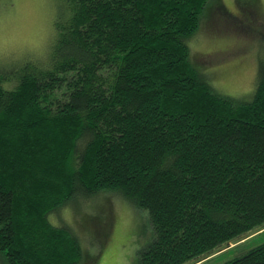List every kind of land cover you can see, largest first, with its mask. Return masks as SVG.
<instances>
[{
	"label": "trees",
	"instance_id": "trees-1",
	"mask_svg": "<svg viewBox=\"0 0 264 264\" xmlns=\"http://www.w3.org/2000/svg\"><path fill=\"white\" fill-rule=\"evenodd\" d=\"M241 5L256 10L257 0ZM223 8L61 0L50 55L0 68L6 264H96L49 214L99 192L147 213L139 264H205L264 233V65L252 98L236 99L209 85L189 48ZM222 264H264V243Z\"/></svg>",
	"mask_w": 264,
	"mask_h": 264
},
{
	"label": "rangeland",
	"instance_id": "rangeland-1",
	"mask_svg": "<svg viewBox=\"0 0 264 264\" xmlns=\"http://www.w3.org/2000/svg\"><path fill=\"white\" fill-rule=\"evenodd\" d=\"M219 1L223 15L220 11V17L202 19L199 32L190 39L191 56L217 92L250 100L264 65V0H257L256 10H243L241 4L248 0ZM60 5L61 0H0V68L19 69L50 55ZM95 217L105 228L103 236L98 235L99 223L92 229L84 224ZM49 220L67 224L89 253L99 254L96 264H139L140 253L152 240L147 213L111 192L80 197L49 214ZM255 235L229 243L224 251L233 249L205 264L225 263L264 243V233L252 239ZM0 264H6L1 256Z\"/></svg>",
	"mask_w": 264,
	"mask_h": 264
}]
</instances>
